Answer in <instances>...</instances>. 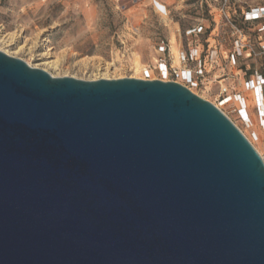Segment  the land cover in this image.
Returning a JSON list of instances; mask_svg holds the SVG:
<instances>
[{
	"label": "water",
	"instance_id": "water-1",
	"mask_svg": "<svg viewBox=\"0 0 264 264\" xmlns=\"http://www.w3.org/2000/svg\"><path fill=\"white\" fill-rule=\"evenodd\" d=\"M0 264H264V161L178 83L0 51Z\"/></svg>",
	"mask_w": 264,
	"mask_h": 264
},
{
	"label": "rangeland",
	"instance_id": "rangeland-1",
	"mask_svg": "<svg viewBox=\"0 0 264 264\" xmlns=\"http://www.w3.org/2000/svg\"><path fill=\"white\" fill-rule=\"evenodd\" d=\"M188 2L190 12L181 21L189 28L202 24L205 31L200 42L210 38L209 45L221 54L218 65L194 93L217 106L264 161V131L258 123L255 96L243 88V81L254 71L264 74V54L239 58L232 66L226 54L232 51L235 35L220 20L216 5L211 0ZM151 8L152 0H0V51L53 77L162 81L157 49L166 42L170 23ZM258 8H264V0H230L229 15L237 18L234 22L243 28L246 42L256 53L264 43V32L258 31L264 19L244 22L243 17ZM184 38L186 44L191 39ZM222 88L244 98L250 126L239 117L237 102L221 103Z\"/></svg>",
	"mask_w": 264,
	"mask_h": 264
},
{
	"label": "built area",
	"instance_id": "built-area-1",
	"mask_svg": "<svg viewBox=\"0 0 264 264\" xmlns=\"http://www.w3.org/2000/svg\"><path fill=\"white\" fill-rule=\"evenodd\" d=\"M211 3L216 5L220 20H224L235 35L232 51L226 54V58L232 66L237 64L239 58L257 57L259 54H264V43L260 45V53H256L252 46L246 42L243 28L234 22L237 18H232L229 15L230 0H211ZM154 4L157 5L155 1ZM158 9L162 13L165 11L163 8ZM263 19L264 8L253 9L243 17L244 22H261ZM204 31V26L197 24L184 32V36L191 39L187 40V49L178 55L179 65L173 64L167 42L162 41L158 45L156 63L163 82L178 83L193 93L201 87L207 78L206 76L209 75L214 66L218 65L221 57L220 51L213 44L209 45V39H206L204 43L200 42V36L203 35ZM258 31L264 32V24L259 27ZM243 88L245 91H253L254 93L258 123L264 131V74L254 71L251 77L243 81ZM219 97L222 104L231 101L239 103L237 109L239 117L248 126L251 125L249 117L242 115V112H245V105L244 98L239 93L228 94L226 89L222 88Z\"/></svg>",
	"mask_w": 264,
	"mask_h": 264
},
{
	"label": "crops",
	"instance_id": "crops-1",
	"mask_svg": "<svg viewBox=\"0 0 264 264\" xmlns=\"http://www.w3.org/2000/svg\"><path fill=\"white\" fill-rule=\"evenodd\" d=\"M154 1L157 2L166 12V14L163 15L155 6L154 8H151L158 17H166V20L170 23V30L165 35V41L168 44L170 58L172 56L173 64L179 65L178 55L187 49V44L184 42V32L190 26L184 24L181 20H187L186 14L190 12L192 5L188 0H152V2ZM193 20H196L197 22V20L202 19L195 18ZM209 40L211 39L209 38ZM190 47L192 46L190 45Z\"/></svg>",
	"mask_w": 264,
	"mask_h": 264
},
{
	"label": "bare ground",
	"instance_id": "bare-ground-1",
	"mask_svg": "<svg viewBox=\"0 0 264 264\" xmlns=\"http://www.w3.org/2000/svg\"><path fill=\"white\" fill-rule=\"evenodd\" d=\"M157 3V2H156ZM153 4H154V2H153ZM154 6H155V4H154ZM156 8H161V6L157 3V5L155 6ZM163 15H165L166 14V12L164 11L163 13H162ZM238 105H239V103H237ZM244 105H245V112H242V115L243 116H247L248 117V114H247V108H246V104H245V100H244Z\"/></svg>",
	"mask_w": 264,
	"mask_h": 264
}]
</instances>
